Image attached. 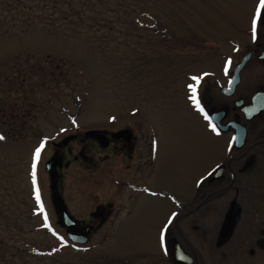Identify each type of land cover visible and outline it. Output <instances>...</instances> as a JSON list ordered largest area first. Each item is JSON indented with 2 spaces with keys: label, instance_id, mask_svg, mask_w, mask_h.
<instances>
[{
  "label": "rangeland",
  "instance_id": "1",
  "mask_svg": "<svg viewBox=\"0 0 264 264\" xmlns=\"http://www.w3.org/2000/svg\"><path fill=\"white\" fill-rule=\"evenodd\" d=\"M109 1L113 19L99 29L90 27L94 23L27 24V17L13 13L0 19V133L5 137L0 139V187L9 188L15 199L20 196L22 207L34 208L36 221L27 220L30 226L44 223V215L59 234L36 233L50 251L59 249L60 237L70 244L50 206L44 160L52 142L89 129L136 127L145 119L157 132L162 161L151 181L185 195L187 176L201 169L189 167V157L213 146L208 130L188 107V76L211 64L217 70L221 48L231 46L230 38L245 36L260 2ZM42 141L45 147L36 161L35 149ZM163 163L175 168L172 176L161 170ZM106 180L69 168L65 194L70 208L77 214L90 210L104 197ZM152 202L141 199L136 217L123 216L112 237L108 224L87 244L59 249L58 264H142L141 253L159 249L158 230L169 211L166 204L158 210ZM50 262L36 258L31 263Z\"/></svg>",
  "mask_w": 264,
  "mask_h": 264
},
{
  "label": "flooded vegetation",
  "instance_id": "2",
  "mask_svg": "<svg viewBox=\"0 0 264 264\" xmlns=\"http://www.w3.org/2000/svg\"><path fill=\"white\" fill-rule=\"evenodd\" d=\"M259 5L245 36L230 38L231 46L221 48L217 70L211 64L213 69L208 66L188 76V107L208 130L213 146L189 157L188 166L201 169L187 176L185 195L151 181L162 161L157 132L145 119L136 127L89 129L52 142L44 160L56 221L60 212L52 199L61 195L65 205L59 204L58 210L66 207L77 221L76 230L89 228L88 242L108 224L112 237L123 216H135L141 199L148 198L154 208L166 204L169 211L158 230L159 249L151 255L141 253L142 264L146 258L152 264H264V9ZM193 84L196 93L189 88ZM193 95H198L211 121ZM68 136L74 138L63 143ZM51 158L57 161L52 177L45 166ZM165 165L161 170L172 176L175 168ZM71 167L107 179L104 197L82 214L70 208L65 194ZM60 227L68 239L67 227ZM68 241H62V248L84 245Z\"/></svg>",
  "mask_w": 264,
  "mask_h": 264
},
{
  "label": "trees",
  "instance_id": "3",
  "mask_svg": "<svg viewBox=\"0 0 264 264\" xmlns=\"http://www.w3.org/2000/svg\"><path fill=\"white\" fill-rule=\"evenodd\" d=\"M90 2L92 3L89 4L87 0H0V19L8 20L3 14L9 17L13 13V16L19 15V18L27 17V24L38 23L49 27L58 23L61 26L94 23L90 27L96 25L99 29L109 24L113 19L109 14L111 2ZM56 21L57 23H53ZM90 27L87 26L86 29L92 30ZM6 189L7 191H3L0 187V264H32L36 258L41 261L49 258L50 264H58L56 254L62 249L61 240L58 242L59 249L50 251L45 248L43 241L35 237L36 233L43 231L46 236L55 237L54 231L44 218V223L30 226L31 222L27 220L36 221L34 208L22 207V198H13L9 188Z\"/></svg>",
  "mask_w": 264,
  "mask_h": 264
},
{
  "label": "water",
  "instance_id": "4",
  "mask_svg": "<svg viewBox=\"0 0 264 264\" xmlns=\"http://www.w3.org/2000/svg\"><path fill=\"white\" fill-rule=\"evenodd\" d=\"M73 136H68L63 140V143H67L71 139H73ZM57 161L54 158L49 159L46 162V170L48 172H51V177L53 175V167ZM53 203L56 206L57 211L60 212V217L58 218V224L61 226L67 227V236L68 239L73 243L78 244H85L88 242L89 238V228H84L83 230L75 229V226L77 225V221L73 219L72 215L69 214L68 210L65 206H63L60 210H58L59 204H64V199L61 195H54L53 196ZM65 205V204H64Z\"/></svg>",
  "mask_w": 264,
  "mask_h": 264
},
{
  "label": "snow or ice",
  "instance_id": "5",
  "mask_svg": "<svg viewBox=\"0 0 264 264\" xmlns=\"http://www.w3.org/2000/svg\"><path fill=\"white\" fill-rule=\"evenodd\" d=\"M260 9H264V0H260V5H259ZM253 32H255V28H253ZM231 57L228 58L227 60V63L230 65L231 64ZM227 71V69H226ZM207 75V74H205ZM194 80H200L201 77H193ZM189 88L193 91V93H196V85H189ZM191 99L194 101V103L196 104V106L200 109L201 112L204 113L205 117H207V119L209 121H211L212 117L209 116L208 112L205 110L204 106L201 104L200 102V99L198 98V95H193L191 97ZM210 127L214 130V131H219V129L217 128L216 124L215 123H212L210 124ZM4 135L3 133H0V139H4ZM47 140V138H45V141ZM45 141H42L40 146L37 147L35 149V160L38 161L40 159V155H41V151L42 149L45 147ZM35 166V165H34ZM33 175H35V173H33ZM36 195H37V199L40 198V194H39V187H37V192H36ZM175 215V214H173ZM171 223V221H169V224ZM165 228H167V225L165 226ZM57 235H59L57 233ZM61 239H63V237H60ZM65 243H67V241H64Z\"/></svg>",
  "mask_w": 264,
  "mask_h": 264
}]
</instances>
